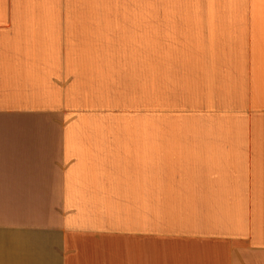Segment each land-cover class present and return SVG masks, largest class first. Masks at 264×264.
I'll return each instance as SVG.
<instances>
[{
  "label": "crops",
  "instance_id": "crops-1",
  "mask_svg": "<svg viewBox=\"0 0 264 264\" xmlns=\"http://www.w3.org/2000/svg\"><path fill=\"white\" fill-rule=\"evenodd\" d=\"M0 264H264V0H0Z\"/></svg>",
  "mask_w": 264,
  "mask_h": 264
}]
</instances>
